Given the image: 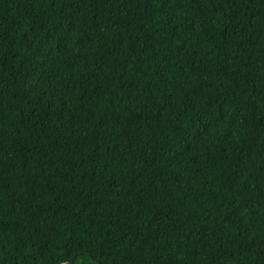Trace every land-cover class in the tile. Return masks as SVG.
<instances>
[{
  "label": "trees",
  "instance_id": "1",
  "mask_svg": "<svg viewBox=\"0 0 264 264\" xmlns=\"http://www.w3.org/2000/svg\"><path fill=\"white\" fill-rule=\"evenodd\" d=\"M0 264H264V0H0Z\"/></svg>",
  "mask_w": 264,
  "mask_h": 264
}]
</instances>
